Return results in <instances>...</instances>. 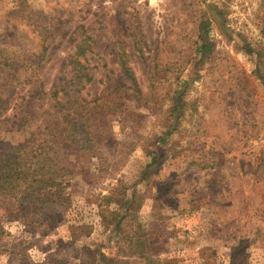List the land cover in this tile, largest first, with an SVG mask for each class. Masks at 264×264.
Returning <instances> with one entry per match:
<instances>
[{
    "label": "rangeland",
    "instance_id": "rangeland-1",
    "mask_svg": "<svg viewBox=\"0 0 264 264\" xmlns=\"http://www.w3.org/2000/svg\"><path fill=\"white\" fill-rule=\"evenodd\" d=\"M13 154L0 264H264V0H0Z\"/></svg>",
    "mask_w": 264,
    "mask_h": 264
},
{
    "label": "trees",
    "instance_id": "trees-1",
    "mask_svg": "<svg viewBox=\"0 0 264 264\" xmlns=\"http://www.w3.org/2000/svg\"><path fill=\"white\" fill-rule=\"evenodd\" d=\"M82 45H78L76 51L74 52V57L72 59L73 64L79 65L78 57L82 54ZM79 78L84 77L86 81H90L91 77L85 71H79ZM62 89V88H61ZM58 91H54L56 95ZM34 151V148H32ZM20 159H17L16 155H7L4 158H0V189L8 190L13 189L16 184H18L19 175L22 173V170L19 169ZM38 163V162H37ZM26 176V175H24ZM23 176V177H24ZM10 182H15L14 186L10 185Z\"/></svg>",
    "mask_w": 264,
    "mask_h": 264
}]
</instances>
